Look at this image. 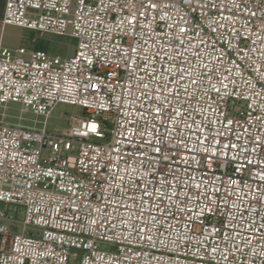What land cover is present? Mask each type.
Returning a JSON list of instances; mask_svg holds the SVG:
<instances>
[{
	"label": "built area",
	"instance_id": "2783aa9c",
	"mask_svg": "<svg viewBox=\"0 0 264 264\" xmlns=\"http://www.w3.org/2000/svg\"><path fill=\"white\" fill-rule=\"evenodd\" d=\"M3 23L78 44H0V107L45 117L0 112L23 210L0 264H264V0H7ZM59 103L85 113L51 132Z\"/></svg>",
	"mask_w": 264,
	"mask_h": 264
},
{
	"label": "rangeland",
	"instance_id": "374dc122",
	"mask_svg": "<svg viewBox=\"0 0 264 264\" xmlns=\"http://www.w3.org/2000/svg\"><path fill=\"white\" fill-rule=\"evenodd\" d=\"M78 44V39L71 35L54 33L50 31L38 32L33 31L28 33L23 38V46L28 51H45L46 53L57 56L66 57L72 55ZM22 105L17 102H10L4 107H0V112H6L9 116L7 120L9 122H18V116L23 115L25 119L23 123L26 125H33L34 119H38L40 123L38 126H42V121L45 120L44 116H36L32 111L22 112ZM85 113L84 109L77 105L68 103H59L55 106L52 113L48 117V129L51 132H57L63 130L69 126L71 118L75 116H81ZM102 141V140H101ZM11 213L18 219L23 218V210L16 205H6L0 201V209H9ZM21 226L19 225V229ZM102 247H107L102 245ZM77 253L80 255V251L77 249L72 250V254ZM69 264H80V257H72Z\"/></svg>",
	"mask_w": 264,
	"mask_h": 264
},
{
	"label": "crops",
	"instance_id": "0c3cea01",
	"mask_svg": "<svg viewBox=\"0 0 264 264\" xmlns=\"http://www.w3.org/2000/svg\"><path fill=\"white\" fill-rule=\"evenodd\" d=\"M6 4L7 0H0V44L13 48L23 46L24 36L36 30L12 24H4L3 18Z\"/></svg>",
	"mask_w": 264,
	"mask_h": 264
},
{
	"label": "snow or ice",
	"instance_id": "6c2138e0",
	"mask_svg": "<svg viewBox=\"0 0 264 264\" xmlns=\"http://www.w3.org/2000/svg\"><path fill=\"white\" fill-rule=\"evenodd\" d=\"M94 127V126H93Z\"/></svg>",
	"mask_w": 264,
	"mask_h": 264
}]
</instances>
